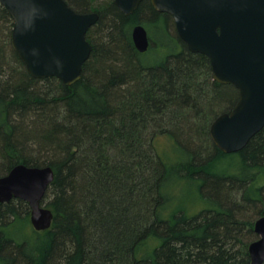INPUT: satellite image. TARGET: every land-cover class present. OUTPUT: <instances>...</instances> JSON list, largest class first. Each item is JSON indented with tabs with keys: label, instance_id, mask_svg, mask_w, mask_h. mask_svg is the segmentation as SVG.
Segmentation results:
<instances>
[{
	"label": "trees",
	"instance_id": "1",
	"mask_svg": "<svg viewBox=\"0 0 264 264\" xmlns=\"http://www.w3.org/2000/svg\"><path fill=\"white\" fill-rule=\"evenodd\" d=\"M67 2L99 13L87 36L93 50L71 85L29 74L0 28V176L20 163L55 171L44 199L51 228L22 239L14 229L29 224V203L0 202V264H252L258 235L246 213L264 215V128L233 153L209 134L238 89L214 80L209 57L191 51L150 0L131 14L114 0ZM9 20L0 3V22ZM138 23L162 35L144 53L132 38ZM148 53L160 59L146 62ZM161 135L185 156L164 158ZM173 177L202 182L217 205L168 213Z\"/></svg>",
	"mask_w": 264,
	"mask_h": 264
},
{
	"label": "water",
	"instance_id": "2",
	"mask_svg": "<svg viewBox=\"0 0 264 264\" xmlns=\"http://www.w3.org/2000/svg\"><path fill=\"white\" fill-rule=\"evenodd\" d=\"M142 0H115L125 14ZM13 19L11 42L29 74L77 82L93 50L87 32L97 12H79L67 0H0ZM160 11L175 17L180 37L193 52L206 54L214 80L232 84L239 100L210 125V136L222 151L243 149L264 128V0H153ZM134 44L150 47L147 28L136 25ZM55 179L52 166L15 165L0 176V202L27 201L37 231L52 227L54 213L44 204ZM258 238L249 245L252 264H264V215L255 221Z\"/></svg>",
	"mask_w": 264,
	"mask_h": 264
},
{
	"label": "rangeland",
	"instance_id": "3",
	"mask_svg": "<svg viewBox=\"0 0 264 264\" xmlns=\"http://www.w3.org/2000/svg\"><path fill=\"white\" fill-rule=\"evenodd\" d=\"M2 5V4H1ZM4 26V27H3ZM0 28L3 30V33H8L12 35V28H13V20L7 23V27L4 25V22H0ZM148 32L151 38L152 36H155L158 38V33L156 29L148 28ZM11 35L9 38V43L12 46L11 42ZM162 38V35L160 36ZM165 38V37H163ZM9 45V44H8ZM152 51V50H150ZM161 54L157 53H148L144 55V60L149 63H155L157 60L160 59ZM6 58L11 65H15L16 62L14 61L12 57V50L10 46H7V53ZM24 68V67H22ZM20 68V69H22ZM24 70V69H23ZM200 125H202V122H198ZM210 129V128H209ZM210 134V131H209ZM211 138V136H210ZM212 140V138H211ZM174 141L173 139L168 135H161L158 137L156 145L158 148V151L160 154L163 155L164 158H166L169 161H177L179 158L185 156L184 153H182V150L179 148L174 147L173 145ZM206 145V143L204 142ZM175 162H173L174 164ZM227 163L229 161L227 160ZM226 168V163L223 165ZM221 167V166H220ZM230 167V166H229ZM224 169V168H223ZM219 172V171H218ZM177 177L171 178L169 183L165 186V193L169 196V202H168V213H173L175 210H182L189 216L196 215L200 213L201 211L215 207L217 205L215 197L212 198H206L204 197L199 187L202 185V182L198 181H192V180H176ZM177 181V182H176ZM180 183V184H179ZM46 205V202L44 203ZM31 212L29 213V224H24L23 232L20 228H15L14 231L18 232V235L24 238H31L36 234L37 230L34 228L31 222ZM246 218L255 220L258 218L256 213L249 212L246 213ZM22 224H19L21 226ZM28 226V227H27ZM45 231V230H43ZM42 231V232H43ZM255 240V239H254ZM253 240V241H254ZM251 243V242H250ZM250 245V244H249Z\"/></svg>",
	"mask_w": 264,
	"mask_h": 264
},
{
	"label": "flooded vegetation",
	"instance_id": "4",
	"mask_svg": "<svg viewBox=\"0 0 264 264\" xmlns=\"http://www.w3.org/2000/svg\"><path fill=\"white\" fill-rule=\"evenodd\" d=\"M115 1V0H114ZM150 3L153 5V7L155 8V9H157L156 8V6L154 5V3H153V0H150ZM117 5V4H116ZM118 6V5H117ZM119 7V6H118ZM120 8V7H119ZM121 9V8H120ZM158 10V9H157ZM158 11H160V10H158ZM134 12V11H133ZM160 12H163V13H168L170 16H171V18H172V21H173V24L175 25V28L177 29V26H176V20H175V17L172 15V14H170L169 12H167V11H160ZM131 14V13H130ZM97 23V22H96ZM95 23V24H96ZM94 24V25H95ZM139 24H142V23H138V24H135L133 27H132V31H133V28L136 26V25H139ZM93 25V26H94ZM142 25H144L146 28H147V31H148V26L146 25V24H142ZM93 26H91V28L93 27ZM90 28V29H91ZM89 29V30H90ZM89 30H88V32H89ZM88 32H87V36H88ZM177 32H178V30H177ZM148 34H149V32H148ZM179 34V33H178ZM88 38V37H87ZM133 38V37H132ZM149 38H150V35H149Z\"/></svg>",
	"mask_w": 264,
	"mask_h": 264
}]
</instances>
